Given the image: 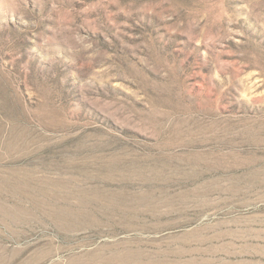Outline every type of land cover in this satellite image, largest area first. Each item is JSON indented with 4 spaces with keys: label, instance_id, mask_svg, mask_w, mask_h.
<instances>
[{
    "label": "rangeland",
    "instance_id": "rangeland-1",
    "mask_svg": "<svg viewBox=\"0 0 264 264\" xmlns=\"http://www.w3.org/2000/svg\"><path fill=\"white\" fill-rule=\"evenodd\" d=\"M0 264H264V0H0Z\"/></svg>",
    "mask_w": 264,
    "mask_h": 264
}]
</instances>
